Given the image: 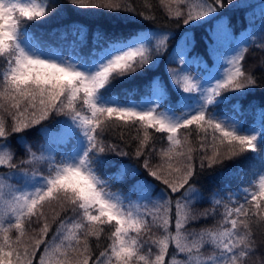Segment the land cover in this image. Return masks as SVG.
I'll return each instance as SVG.
<instances>
[{"label": "snow or ice", "instance_id": "obj_1", "mask_svg": "<svg viewBox=\"0 0 264 264\" xmlns=\"http://www.w3.org/2000/svg\"><path fill=\"white\" fill-rule=\"evenodd\" d=\"M69 2L83 15L107 16L114 30L97 28L83 51L88 29L75 25L65 54L28 32L50 15L49 0H0V264H264V107L259 127H248L228 95L258 86L256 65L244 67L248 38L222 70L198 78L187 71L195 42L185 32L170 59L181 67L167 70L171 88L153 77L139 103L112 94L116 83L146 76L171 35L136 29L160 18L199 25L219 16L223 0ZM252 44L264 51V41ZM34 129L43 138L36 146L26 138ZM110 153L139 167L105 176ZM246 153L260 161L250 174L228 168ZM213 171L240 184L197 210L204 196L196 184ZM127 179V192L113 190Z\"/></svg>", "mask_w": 264, "mask_h": 264}, {"label": "trees", "instance_id": "obj_2", "mask_svg": "<svg viewBox=\"0 0 264 264\" xmlns=\"http://www.w3.org/2000/svg\"><path fill=\"white\" fill-rule=\"evenodd\" d=\"M235 1L232 0V6H229L228 0H223L224 7L220 11L219 16H225L229 29L234 33H243L247 30L249 24L252 38L249 39V51L246 54L244 67L249 69L253 65H256L255 75L258 81V86L254 91H249L244 97H239L234 93H228L233 96V103L239 102L242 107V120L248 127H259L260 120L258 111L261 107H264V70L261 69L260 62L264 60V51L252 44V40L255 39L257 42L264 41V34L261 33L260 28L264 19H262L263 6L253 7L250 4L249 7L238 4L235 5ZM139 3V0H134ZM155 2V0H154ZM82 11L78 10L76 6L72 5L69 0H49V12L50 15L41 18L43 22H31V27L28 29L29 35L33 39L40 43L44 47H51L54 49H60L65 54L69 51L68 45L77 40V37L72 34V28L75 25H83L88 29L87 46L83 51H87L92 47L93 34L97 28H100L103 32L110 34L114 30V22L109 20L107 16H91L83 15ZM208 21H205L199 25H193L188 27L176 23H169L166 18H160L156 23L150 24L146 29H136L140 31H149L152 29H162L166 32H170L171 35L166 41L167 47L163 51V55L157 57V64L154 68L149 70L148 74L144 77H137L136 79L127 80L122 83H116L113 87V95H116L121 101L125 99H131L136 103H139L145 96V85L153 77H160L161 80L171 88V81L168 77L169 68H178L179 64L177 58L174 62H170V59L174 56L177 51V46L183 42V36L185 32H188L194 39L195 46L187 53V58L192 60L189 62L190 66H195L192 70L198 75L209 72L211 67L214 65V54L209 53V47L213 43V34L211 28L208 26ZM129 29H125L127 33ZM66 34L64 39H61V34ZM161 35L163 33H160ZM155 45V40L152 41ZM197 55L203 57L204 63L199 64L193 61V58ZM178 65V66H177ZM136 89L137 91L127 97L126 91ZM230 105L226 106L223 110L228 111ZM55 126V125H51ZM16 135L14 134L12 139V147L16 150L17 154L20 155L23 149L17 144ZM115 136L116 134H112ZM28 142L34 146L43 142V138L39 134L38 129L29 130L26 134ZM112 138V137H110ZM62 147H70L69 145H63ZM35 150V148H34ZM250 153H246L241 157H237L233 161L228 162V168L235 170L237 168L242 169L243 172L251 173L252 170L257 168L260 164L259 159H249ZM109 165L104 166L101 171L105 176H114L119 172L121 167H139L134 157H121L115 154H108ZM141 171H143L141 169ZM146 175V173H145ZM240 176H227L221 175L219 171L208 172L199 177L196 187L201 190L204 196V202L195 204L197 210H203L204 208H210L209 199L211 193L220 191L221 189L225 194L235 191L237 185L240 184ZM134 181L127 179L123 183H116L113 190H122L127 192L129 187ZM160 187H163L162 185ZM261 240L259 233L257 234V241ZM255 259V258H254Z\"/></svg>", "mask_w": 264, "mask_h": 264}, {"label": "rangeland", "instance_id": "obj_3", "mask_svg": "<svg viewBox=\"0 0 264 264\" xmlns=\"http://www.w3.org/2000/svg\"><path fill=\"white\" fill-rule=\"evenodd\" d=\"M234 3H236L235 5L241 4L247 7H249L251 4L252 8L260 7V6L264 7V0H240V1H235ZM221 17H223V19H221ZM207 24L212 29L211 33L213 34V43L211 47L215 49L216 54H214V57L216 58L214 60V65L211 67V70L209 72L203 73V75L202 74L198 75L192 70V68L195 66H190V67L189 65L187 66V71L190 72L193 76H196L198 78L202 76H206L210 72L222 70L220 69V65L224 64L225 59L229 55H231L233 50L236 49L238 46L243 47V42L245 41L246 37L248 38V42H249V39L251 41L252 34H253L251 33V31L248 32L249 31L248 28L250 29V24L247 30L244 31L243 33L241 34L235 33V32L233 33L229 29V26L227 25V20L225 19V16H217V18L210 20V22H208ZM225 24L227 25V28H224ZM249 33H251V36L248 35ZM195 55L201 56V55H197V53H195ZM187 60L189 62L192 61L191 59L189 60L188 58ZM177 62L179 64V66L177 65L178 68L181 67L178 57H177ZM198 65L199 64L197 63V66ZM52 127L55 128V126H52ZM53 147H55V145Z\"/></svg>", "mask_w": 264, "mask_h": 264}]
</instances>
